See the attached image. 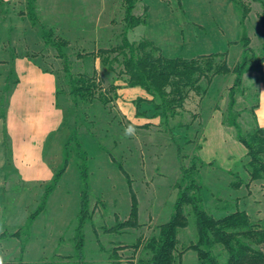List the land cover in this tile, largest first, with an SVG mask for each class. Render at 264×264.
Masks as SVG:
<instances>
[{"label":"rangeland","instance_id":"obj_1","mask_svg":"<svg viewBox=\"0 0 264 264\" xmlns=\"http://www.w3.org/2000/svg\"><path fill=\"white\" fill-rule=\"evenodd\" d=\"M242 1L251 9L250 46L261 57L264 30L258 15L264 0ZM125 2L36 0L34 10L30 0L0 4V235H7L0 238V264L19 259L25 264H74L84 183L76 144L69 149L66 145L76 129L88 163L93 220L83 234L85 258L91 264H136L141 250L132 246L158 236V227L169 221L181 169L194 156L206 165L201 170L204 203L215 217L239 209L253 220H264V182L250 181L243 167L247 151L236 130L225 123L228 89L242 54L239 44H231L242 35L233 0L136 3L133 14H143L145 5L149 18L147 27L128 32L130 41L148 38L168 58L228 52L230 72L210 85L203 80L207 95L191 93L169 129L154 105L137 104L139 98L151 100L146 91H129L122 68L113 63L110 69L113 50L122 43ZM49 31L53 43H66L63 52L71 73L93 80V103L74 104L64 64L43 41ZM243 82L235 114L248 131L255 125L256 96L264 86L254 64ZM231 173L249 186L232 189ZM132 190L140 226L110 233L117 219L130 217ZM23 228H29L28 236L22 232L20 239L8 237ZM195 239L192 226L180 232L181 264H197V254L185 251ZM115 249L117 259L112 257Z\"/></svg>","mask_w":264,"mask_h":264},{"label":"trees","instance_id":"obj_2","mask_svg":"<svg viewBox=\"0 0 264 264\" xmlns=\"http://www.w3.org/2000/svg\"><path fill=\"white\" fill-rule=\"evenodd\" d=\"M142 0H126L125 29L122 35V43L114 48L115 58L110 61V69L113 63L122 68L126 77L127 86L140 87L146 91L151 100L139 98L137 104L148 102L154 105L155 110L163 119L166 129L169 122L177 115L191 93L205 97L207 88H202V81L210 85L214 78L226 75L230 72L228 64V52L210 55H201L193 59L168 58L163 55L161 49L148 38L140 41H130L128 32L148 24V7L144 5L143 14L135 16L133 11L136 3ZM261 2L262 0H254ZM36 0H30V8L35 9ZM180 2V1H179ZM239 14V23L242 35L239 41L231 44H239L242 47L241 59L237 64L235 78L229 92L228 115L225 123L236 130V137L247 151V162L244 169L251 182H264V128L257 123L248 131H244L235 114L237 94L244 91V75L250 70L252 64L257 67L264 83V54L257 57L251 48V38L248 34L247 21L250 7L242 0H233ZM5 3V2H4ZM3 4V0H0ZM180 4V3H179ZM263 11L258 15L264 30V3ZM32 16L36 18L35 14ZM52 31L44 32L42 38L46 45L53 47L64 64V71L68 77L70 86L69 95L77 106L82 103H93L96 99V86L87 75H73L68 57L63 52L66 43L51 41ZM107 63V61L105 60ZM101 99V98H100ZM256 108L259 101V93L256 96ZM104 105L107 104L103 100ZM255 108V110H256ZM180 128L189 129V125H179ZM77 129L70 136L66 148L75 143L78 156L82 162L80 172L83 178L84 189L82 191L81 211L79 226L75 237L76 253L73 257L74 264H91L86 261L84 253L85 235L84 226L93 220V211L89 207V175L87 155L81 149L77 138ZM119 167L124 170L123 166ZM206 165L197 156L190 159L189 164L181 169V175L175 185L177 197L174 211L169 221L158 227V236L145 240H139L132 248L140 249L141 255L136 264H181L182 253L178 252L180 232L188 227H193L196 239L192 241L185 251H194L197 254V264H264V220H253L246 211L237 209L224 217H215L205 207L204 185L201 170ZM126 173V171H124ZM127 174V173H126ZM128 175V174H127ZM233 181L230 187L239 190L249 184L238 173H231ZM132 180L129 179V182ZM132 211L130 217L109 229L110 233H117L127 228H137L138 205L135 192L132 190ZM24 229V230H23ZM16 233L8 235L20 239L22 232L28 236L29 228H23ZM6 233L0 238L6 237ZM25 243V241H24ZM112 257L117 259V250H113ZM3 264H25L22 259L18 262ZM117 264H119L117 262ZM133 264V263H129Z\"/></svg>","mask_w":264,"mask_h":264},{"label":"crops","instance_id":"obj_3","mask_svg":"<svg viewBox=\"0 0 264 264\" xmlns=\"http://www.w3.org/2000/svg\"><path fill=\"white\" fill-rule=\"evenodd\" d=\"M129 91H133V92L141 91V89L135 87V88H129ZM255 114H256L258 125L264 128V86L259 91V101H258V106L255 110Z\"/></svg>","mask_w":264,"mask_h":264},{"label":"clouds","instance_id":"obj_4","mask_svg":"<svg viewBox=\"0 0 264 264\" xmlns=\"http://www.w3.org/2000/svg\"><path fill=\"white\" fill-rule=\"evenodd\" d=\"M127 131H128L129 133H131V132H132V129H128Z\"/></svg>","mask_w":264,"mask_h":264}]
</instances>
